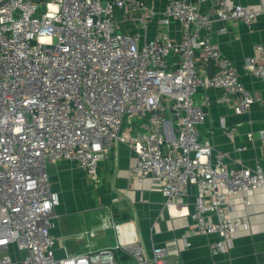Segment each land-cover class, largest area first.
<instances>
[{"label":"built area","instance_id":"1","mask_svg":"<svg viewBox=\"0 0 264 264\" xmlns=\"http://www.w3.org/2000/svg\"><path fill=\"white\" fill-rule=\"evenodd\" d=\"M210 1L203 9L200 0H167L158 9L152 0H0V264H16L12 246L24 253L21 264H120L115 248L56 257L58 196L48 166L75 160L97 180L100 161L121 143L136 153L134 179H161L168 208L196 186L193 232L214 237L213 254L231 246L242 223L228 197L264 188V167H230L200 140L207 112L195 95L221 88L237 113L264 105L213 39L216 21L251 25L264 6ZM154 19L159 28L148 37ZM172 19L180 39L168 29ZM254 49L244 67L264 80V44ZM200 61L213 63L212 75ZM138 117L144 130L133 132ZM121 246L135 264H170L166 247L154 246L148 258L139 242Z\"/></svg>","mask_w":264,"mask_h":264},{"label":"crops","instance_id":"2","mask_svg":"<svg viewBox=\"0 0 264 264\" xmlns=\"http://www.w3.org/2000/svg\"><path fill=\"white\" fill-rule=\"evenodd\" d=\"M152 2L162 9L167 0ZM234 2L247 9L260 10L264 6V0ZM199 3L207 9L211 1ZM158 28L157 19L151 20L148 37H153ZM168 29L172 37L181 38V23L177 19H172ZM213 39L234 61L245 86L264 97V80L244 67L245 58L255 52L256 44H264V12L257 14L251 25L240 19L216 21ZM199 64L203 74L209 75V63ZM223 94L224 90L216 87L196 93V102L207 112L205 123L199 127L200 140L222 151L230 167H254L257 163L264 167V105L254 104L249 111L237 113L222 101ZM167 120L177 133L179 124L170 112ZM145 122L143 117L135 118L131 123L133 132L144 130ZM237 145L245 148L238 150ZM136 158L127 144H117L109 157L100 161L97 180H92L75 160H61L48 166L51 188L58 196L51 227L57 258L115 248L120 264H135L124 246L116 247L118 243L139 242L148 258L152 257L154 246L166 247L170 264H264V188L228 197L232 215L242 226L226 251L213 254L210 241L214 237L193 232L190 213L195 208L197 187L192 186L176 206L168 208L160 178L150 176L141 183L132 177ZM12 248L16 264H21L24 253Z\"/></svg>","mask_w":264,"mask_h":264},{"label":"water","instance_id":"3","mask_svg":"<svg viewBox=\"0 0 264 264\" xmlns=\"http://www.w3.org/2000/svg\"><path fill=\"white\" fill-rule=\"evenodd\" d=\"M36 1H39V0H36ZM208 68H209V75H212L214 72V65L212 62L209 63Z\"/></svg>","mask_w":264,"mask_h":264},{"label":"rangeland","instance_id":"4","mask_svg":"<svg viewBox=\"0 0 264 264\" xmlns=\"http://www.w3.org/2000/svg\"><path fill=\"white\" fill-rule=\"evenodd\" d=\"M11 249L13 250V248L11 247Z\"/></svg>","mask_w":264,"mask_h":264}]
</instances>
